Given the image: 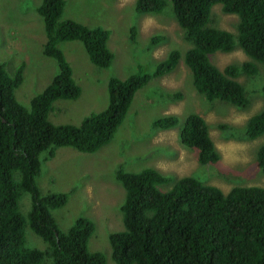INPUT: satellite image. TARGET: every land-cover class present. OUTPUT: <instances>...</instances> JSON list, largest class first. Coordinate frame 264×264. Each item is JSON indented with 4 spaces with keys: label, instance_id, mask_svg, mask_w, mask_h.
<instances>
[{
    "label": "trees",
    "instance_id": "16d2710c",
    "mask_svg": "<svg viewBox=\"0 0 264 264\" xmlns=\"http://www.w3.org/2000/svg\"><path fill=\"white\" fill-rule=\"evenodd\" d=\"M171 1L193 46L184 56L172 50L152 73L140 70L124 79L111 77L108 106L86 116L80 124L54 123L49 118L56 101L76 100L82 94L60 43L83 42L91 61L106 68L114 60L107 28L64 19L66 0H42L38 12L47 35L43 53L56 60L59 71L29 107L16 95L26 64L11 75L0 63V264H107L102 252L89 248L96 228L90 218L78 217L67 231L59 228L52 211L67 204L69 193L42 195L37 184L41 155L51 159L61 146L93 153L111 142L136 93L153 78L173 71L182 56L192 71L195 88L209 100L221 99L239 107L250 103L238 78L242 72L255 75L257 63H264V0ZM216 4L226 13L239 15L237 33L210 24ZM166 5V0H137L136 9L160 13ZM160 39L155 37L153 43ZM237 45L252 61L231 63L223 69L213 63L211 54L230 52ZM179 122V116L171 114L153 124L171 129ZM263 134L264 110L251 116L246 128L252 139ZM180 139L197 152L202 165L221 160L202 115L186 117ZM257 166L264 171V144L258 150ZM116 177L126 190L121 207L124 229L110 234L112 258L117 264H264V187L237 186L225 193L196 177L184 176L173 188L162 191L160 185L168 178L151 167L139 172L119 168ZM25 192L31 194L32 201L27 216L20 211ZM27 226L48 243L47 249L27 247Z\"/></svg>",
    "mask_w": 264,
    "mask_h": 264
},
{
    "label": "rangeland",
    "instance_id": "374dc122",
    "mask_svg": "<svg viewBox=\"0 0 264 264\" xmlns=\"http://www.w3.org/2000/svg\"><path fill=\"white\" fill-rule=\"evenodd\" d=\"M41 2L0 0V63L5 64L11 75L23 62L26 64L24 81L16 95L27 107L59 71L56 60L43 53L47 35L44 18L38 12ZM166 2L160 13H139L137 0H66L64 19L71 18L91 27L103 26L110 31L108 44L114 60L109 67H99L91 61L83 42H61L82 94L76 100L56 101L50 120L80 124L86 116L108 106L111 77L124 79L140 70L152 73L172 50L177 49L184 56L193 43L179 24L172 1ZM239 21V15L224 12L221 4L212 9V26L237 33ZM155 37L161 39L153 43ZM183 56L173 71L153 78L136 93L115 137L101 149L87 153L61 146L51 159H44L45 153L41 155L42 172L37 184L42 195L69 193L67 204L52 211L59 228L67 231L78 217L90 218L96 228L89 248L102 252L107 264H117L112 258L110 234L124 229L121 207L126 190L116 177L119 168L129 172L157 169L168 178L160 185L162 191L173 188L184 176L196 177L225 193L237 186L264 187V171L257 166L264 134L255 139L246 135L250 117L264 110V63L256 62L259 69L255 75L242 72L239 76L250 100L247 107H239L221 99L211 101L197 91ZM211 59L221 69L231 63L241 65L252 61L239 45L230 52L213 53ZM191 113L207 120L221 155L218 163L202 165L197 152L181 142V129ZM171 114L179 116L177 127H154L155 120ZM31 203V194L23 193L20 211L25 216ZM26 240L27 247L48 248V243L30 226L26 228Z\"/></svg>",
    "mask_w": 264,
    "mask_h": 264
},
{
    "label": "crops",
    "instance_id": "0c3cea01",
    "mask_svg": "<svg viewBox=\"0 0 264 264\" xmlns=\"http://www.w3.org/2000/svg\"><path fill=\"white\" fill-rule=\"evenodd\" d=\"M44 42H46V41H44ZM72 44H78V43H77V42H72ZM43 47H44V45H43ZM83 119H84V118H83ZM83 119H82V120H83Z\"/></svg>",
    "mask_w": 264,
    "mask_h": 264
}]
</instances>
